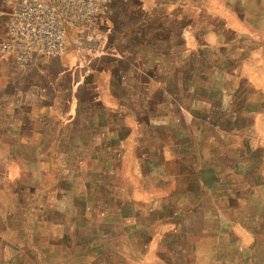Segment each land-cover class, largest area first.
Here are the masks:
<instances>
[{
	"label": "rangeland",
	"instance_id": "1",
	"mask_svg": "<svg viewBox=\"0 0 264 264\" xmlns=\"http://www.w3.org/2000/svg\"><path fill=\"white\" fill-rule=\"evenodd\" d=\"M217 2L208 0L214 12ZM151 32L135 67L87 65L102 49L61 54L86 81L91 74L105 106L80 87L70 137L50 120L53 132L13 148L8 172L21 180L0 186V264H264V49L155 51L167 44ZM68 77L58 82L69 95ZM247 180L261 182L260 195ZM241 181L245 202L228 210L227 186ZM20 248L37 258L21 259Z\"/></svg>",
	"mask_w": 264,
	"mask_h": 264
},
{
	"label": "crops",
	"instance_id": "2",
	"mask_svg": "<svg viewBox=\"0 0 264 264\" xmlns=\"http://www.w3.org/2000/svg\"><path fill=\"white\" fill-rule=\"evenodd\" d=\"M217 3L218 10L214 12L209 7L208 0H114L106 19L98 25L102 52L95 60L87 62V65H99L98 70L110 72L120 67L122 62L135 67L133 62H136L137 53L142 52L143 61L144 51L148 50L144 48V39L153 34L151 31L167 44L165 48L152 47L151 50L155 51L175 52L185 49L196 54L212 52L221 56L224 53L233 54L239 44L264 49V0H218ZM7 9L5 1L0 0V35ZM154 21L158 22V27L149 30L150 23ZM69 57L70 54L47 57L36 64L19 66L12 57L0 52V132L12 136V141L8 144L0 139V146L3 148L0 154V186L8 190L13 188L11 181L18 183L21 180L12 178L8 172L12 163L18 162L14 160L15 146L33 144L35 133L53 132L46 127L50 120H55L61 126L58 132L62 139L70 137V131L79 125L77 116L80 115L82 103L80 87L95 90L91 91L89 99L93 100L97 95L100 99L99 107L105 106V94L96 83H90L91 74H88L90 79L86 81L85 75H78L81 66L64 65ZM103 61L107 63H102ZM53 67L62 68L56 78H53ZM87 71L89 72V68ZM66 76H69V95L60 86L67 80ZM106 79L109 82L112 77ZM256 92L261 93L260 90ZM106 96L113 100L117 98L110 91L106 92ZM90 100L87 115L89 121L95 111L94 102ZM89 121H80V124L86 125ZM31 162L28 160L27 165ZM226 174L232 176L233 170L230 169ZM242 181L227 186L226 209L234 210L245 202L246 193ZM250 182L247 180V189L252 190L253 195L259 190L260 195L261 182ZM17 187L21 188L19 185ZM5 207H0V212H5ZM7 216L3 217L5 222L8 220ZM225 223L227 227H232L235 222L227 217ZM256 242L257 239L254 238L253 245ZM20 250L21 259L37 258L36 253L32 256L27 255L25 249Z\"/></svg>",
	"mask_w": 264,
	"mask_h": 264
},
{
	"label": "built area",
	"instance_id": "3",
	"mask_svg": "<svg viewBox=\"0 0 264 264\" xmlns=\"http://www.w3.org/2000/svg\"><path fill=\"white\" fill-rule=\"evenodd\" d=\"M8 9L0 52L19 66L61 55L70 46L89 54L102 49L98 31L114 0H4Z\"/></svg>",
	"mask_w": 264,
	"mask_h": 264
}]
</instances>
